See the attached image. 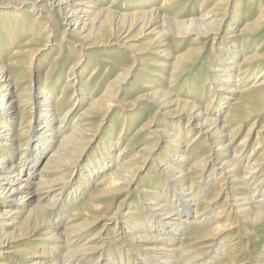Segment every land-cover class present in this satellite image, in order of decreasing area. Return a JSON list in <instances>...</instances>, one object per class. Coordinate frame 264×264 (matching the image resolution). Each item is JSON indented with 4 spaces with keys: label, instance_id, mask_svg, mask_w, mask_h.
I'll return each instance as SVG.
<instances>
[{
    "label": "bare ground",
    "instance_id": "obj_1",
    "mask_svg": "<svg viewBox=\"0 0 264 264\" xmlns=\"http://www.w3.org/2000/svg\"><path fill=\"white\" fill-rule=\"evenodd\" d=\"M15 1L30 5L27 12L31 13L33 10L37 13L29 28L24 26L23 21H18L19 19L8 22L5 24L6 27L0 25V32L3 30L4 35L9 37V40H0V53L7 47H14L10 49L12 51L16 48L13 39L18 32H14L15 30H20L18 34L21 36L27 33L31 34V37L41 36L45 46L57 30L56 26H64L61 35L64 39L67 31L64 28L70 27L74 22L75 28L70 35L73 37L76 34L77 38L74 39L77 41H88L85 45L83 42L82 48L93 49L114 44L124 33L126 38L131 30L140 33L152 27L148 34L156 39L165 40L168 35L183 36L185 39L194 36L196 41L211 37L212 45L217 47L218 53L215 57L217 66L213 69L215 72L213 74L221 75V81L215 86L212 81L210 82L211 89H208L207 93L210 100L204 109L198 107L194 101L189 102L188 99L181 101L175 97L170 101V106H174V109L168 114L188 115L184 128H180L179 122L168 119L159 121L160 125L147 135V138H152L153 141L146 143L136 154L122 161L120 156L125 150L124 147L118 149L115 157L112 156L111 151L130 129L129 125L135 113L121 110V113H118L119 132L116 140L114 139L115 143H111L110 137L103 138V144L98 143L99 152H94V158L91 157L84 169L78 171V179L73 185L71 184L69 190L73 196L70 199H75L76 194L86 188L91 178L101 172L104 173L100 176V180L92 183L88 200L75 209L74 214L72 213L73 215L71 214L72 216L63 224L64 213L61 211L62 207L59 208L61 204L59 195L64 194L69 186L73 174L71 163L73 156L85 141L94 121L99 117L112 116L114 108L120 104L122 100L120 92L122 93V86L128 77L129 69L123 70L114 80L108 81L100 96L88 99L87 108L77 114L70 132L59 136L56 147L48 157L46 156L48 159L35 175L33 172L35 165L47 148H51L52 142L59 133L58 130L72 113L75 103L81 102L82 97L86 95L88 81L95 79L97 67L95 65L87 80L82 81V75L86 72L89 63L84 64L82 60L86 54L77 55L78 58L67 70V80L61 88L64 91L72 90L70 98L73 97V100L68 109L57 117L56 103H53L54 105L52 102L49 103V97L46 96L51 95L53 91L45 93L44 90L46 75L55 71L53 66L44 71L43 80L40 79L38 72L36 80L31 76L25 81V73L20 70L21 66L8 70L5 63L0 60V259L2 258L0 264H16L15 260L18 259L23 260L21 264H171L180 249V246L176 245V235L196 226L200 230L189 235L191 240L184 251L188 258L178 260V264H194L196 261L197 264H209L214 259L219 262L223 258L225 259L223 264H248L246 261H239V256L230 254V251L236 253L235 249L242 246L244 240L254 237L255 241H247L242 249V252H247L246 259L252 258L251 247L259 244L261 238L264 239V197L257 198L264 191V168L259 160L252 162L251 154L246 158L238 156L255 124L253 119L251 127L244 135V140L242 139V146L233 151L231 157L222 161L218 158L231 149L234 136L244 122L251 118L259 119L264 114V68L251 77L253 81L250 86L243 85L246 78H250L253 72L264 65L263 49L244 52L248 50V43L264 32V0H257L259 3L262 2L263 6L256 10L257 14L253 20L243 19L245 16H240L241 11L236 7L220 6L222 4L220 2L210 11L193 20L196 25L191 23L186 30L181 27L186 22L180 21L178 13L172 11L173 8H177V2L180 0H160L156 8L149 7L146 8L147 10L129 13H119L114 7L116 0H112L106 9L94 2L98 0H52L51 3L49 0ZM139 1L144 4L149 3L147 0ZM252 2L253 0H248L249 5ZM49 9L58 14V21ZM80 14H85L87 21L79 23V19L83 18ZM78 24H80L79 28ZM226 24L231 34L227 36L225 33L222 39L221 37L215 39L218 32L227 26ZM107 27L109 32L104 38V29ZM34 31L38 33L34 34ZM99 36L101 39L97 40ZM32 39L34 38H30ZM30 40L28 43L31 44ZM77 41L71 42L74 47L78 46ZM166 49L161 51V56L170 58ZM202 50L203 48L199 49V54L194 56H190L187 52L177 55L171 64L168 61L153 62L152 65L155 64L157 70L151 71L149 76L156 78L160 76L158 72L164 73L167 70L168 76L162 79L171 86L187 67L190 68L195 64ZM74 51L69 52L74 54ZM18 54L17 51L11 52V55L18 56ZM239 56L241 59L238 72L234 76L233 68ZM32 59L33 56L26 66L29 74L32 69ZM100 61L108 63L106 59L101 58ZM105 71L109 72L107 68ZM154 83L159 82L155 79ZM222 83L225 85L222 86ZM34 85L37 86L35 90ZM228 86L231 88L227 89ZM19 87L22 89L18 90ZM147 88L146 93L134 99V104L139 101L135 106H138L142 100L153 102L159 108L170 103L165 101L169 96L168 91L161 90L155 85H149ZM220 91L239 95L232 101V106L225 113L221 123L217 118L220 114V106L222 107ZM185 92L186 97L191 95L192 84ZM26 93L27 98L24 97ZM31 99L36 100L37 118L33 126L31 144L24 148L28 140L23 144L19 143L18 140L24 130L16 129L18 128L16 126H20L24 120L23 116L26 114L24 110ZM59 100L60 97L57 98V101ZM213 100L215 106L211 105ZM56 117L58 119H55V123L59 125L54 129L52 124ZM201 119L203 121L193 125L194 121ZM150 125L151 120L138 128L131 139L145 131L148 132ZM168 125L171 127L170 130L166 128ZM13 126L16 128L13 129ZM196 128L204 131H193ZM261 128L254 137L252 152L255 149L264 152V138L259 136L262 133ZM228 129L229 134L226 132ZM18 131L21 133L15 134ZM213 137L216 141H212ZM198 139H203V143L199 148L191 151ZM217 140H225L226 143H218ZM13 141L19 144H11L10 142ZM157 145H163L162 153L166 157L164 164H162L163 160L159 159L158 150L155 151L159 148ZM23 150L25 152L18 156L17 164L13 162L5 166L15 153ZM172 152L181 154L175 156ZM155 153L157 158H153ZM24 156H26V166L22 165ZM261 157H264V153ZM212 159L219 161V166H214V163L209 165ZM152 161H155V166ZM113 163L114 167L110 168ZM144 172L149 176V180L148 185H136L139 188L137 190L140 196L139 202L136 201L131 209L127 208V212L122 213L118 209L124 201V196L112 213H104L105 205L100 203V200L103 197L127 194ZM216 173H218L216 178L211 182L215 192L205 194L207 183ZM257 177L259 180L256 182ZM162 181L163 183H160ZM198 195L201 198H195ZM220 198H222L221 207L215 212L214 208ZM180 207H183L182 211ZM192 210L193 214L190 215ZM214 212L217 213L216 216L209 219ZM96 226L101 228L95 231ZM110 227H113V232L111 241H107L105 236L110 237ZM233 230H236L237 238L230 237ZM261 244V251L255 255V264H264V240Z\"/></svg>",
    "mask_w": 264,
    "mask_h": 264
},
{
    "label": "rangeland",
    "instance_id": "obj_2",
    "mask_svg": "<svg viewBox=\"0 0 264 264\" xmlns=\"http://www.w3.org/2000/svg\"><path fill=\"white\" fill-rule=\"evenodd\" d=\"M51 1L52 0H49L50 3ZM147 1L149 2L148 4H144L141 1L144 4L143 5L142 3H139L140 2L139 0H116L115 2L116 5L114 7L117 8L119 13H129V12H138L139 10H143V9L147 10L149 7L156 8L157 6H159V2H160V0H157L158 2L156 0H147ZM94 2L102 6L103 9H106L108 6H110L112 0H98ZM220 2L222 3L220 4V6L228 7L229 5H231V6L236 7V9L241 11L240 16L243 15L245 16V18L243 19H248V20H253L257 14L256 10L263 6V3L262 2L259 3L257 0H253V2L250 5L248 4V0H180L179 2H177V8L176 9L173 8L172 11L178 13V18L180 19V21L186 22L183 25H181V27L184 28V30H186L187 28L190 27L191 23L193 25H196L195 21L193 20L199 18L200 15L210 11L213 6L219 5ZM54 3L56 2L54 1ZM30 7L31 6L28 4H25V3L22 4L15 0H0V25L3 24L6 27L5 24H8V22H14L13 21L14 19H19L18 21L24 22L23 23L24 26H26L27 28L31 27L32 19H34V15L35 13H37V11L32 10L31 13L27 12L29 11ZM46 8L48 9L47 5H46ZM49 11L51 12L53 16H55L56 20L58 21V17H57L58 14L55 11H51V9H49ZM80 15H82L83 18L79 19L80 20L79 23L81 22L83 23L87 21L86 17H84L85 14L84 15L80 14ZM169 16L172 17L171 14H169ZM24 18L25 20H22ZM74 24L75 23L73 22L70 25V27L64 28L65 30H67L65 34L66 36L64 39H62L61 37L64 26L59 27L58 25L56 26V28L54 27L57 30H55L54 35H52L51 38H49V41L47 42V45L45 46H43L44 40L40 38L41 36L37 38L35 35H33L31 37V34L29 33L25 34L24 36H21L20 34H18L20 30L19 31L15 30L14 32H18V33L16 37H14L13 39L15 43L14 45L16 46L14 51L19 52L18 56L11 55V52H14V51L10 49H13L14 47L4 48V51L0 53V60H2L5 63L8 70L14 69L15 67H20V66L23 67V68L20 67V70H22L23 73H25V77H26L25 81H28V79L31 78V76H32V79L36 80V77H37L36 75L38 72H40V79L43 80V78L45 77L44 71L48 70V68L51 65L53 66L55 71L51 72V74L49 75L48 74L46 75V79L44 80V83H45L44 90L46 91L45 93H48L49 91L51 92L53 91L52 92L53 94L52 93L51 95L47 94L46 96L49 97V100H50L49 103L52 102V105H54L53 103H56V108L58 110L57 117L59 116V114L61 115L64 110L68 109V107L71 105V102L73 100V97L70 98L72 94V90L64 91L61 88L64 85L65 81L67 80V76H68L67 70L73 64L75 59L78 58L77 55H79V53L83 55L86 54V57H83L82 60H84V64L89 63L87 66L86 72L82 75V79H81L82 81L87 80V77L90 75L91 70L93 67H95V65L97 67L96 73L94 75L95 79L91 82L90 80L88 81V86H87L88 88H87V91L85 92L86 95L82 97L81 102L75 103L74 108L72 109V113L62 123L61 128L58 130L59 133L56 139L52 142L51 148H47V151L44 152V154L38 160V163L35 165V168L33 169V172H35V175L45 164V161L48 159L47 158L48 154L56 147L57 139L59 138V136L69 133L72 126H74L72 122L75 120L77 114L81 110H84L87 108L89 104L88 99L91 97L100 96L103 92L104 86L108 83V81L110 82V80H114L117 74L122 73L123 70L127 71L129 69L128 77L122 86V93L120 92V97L122 99L120 104L114 108L112 116L99 117L98 119L94 121L93 125L90 127V131H88L89 133L85 137V141L82 143L80 148L76 151L75 156H73V160L71 162L73 165L72 166L73 174L70 178L69 186L66 189V191H64V194L62 193L61 195H59V201L61 202L59 208L62 207L61 211L64 213L63 222H62L63 224L66 223L69 217H71L74 214L73 211L75 209L79 208L83 203H85L88 200L87 196L89 194V190L92 189V186H91L92 183L96 180H100V176L104 173V172H101L98 175H96L94 178H91L89 181L90 185L88 183L86 188L82 189L81 193H77L75 196V199L73 200L70 199L73 196V194H70L71 191L69 190L71 187V184L73 185V182L78 179L77 178L78 171L81 168L84 169L86 163L90 161L91 157L94 158V152L95 153L99 152L98 143L103 144V138L105 137H110L109 139L111 140V143H115L116 137L119 132V119L120 118L118 117H119V114L121 113V110L123 111L124 109V110H128L129 112L132 111L133 113H135V116L133 120H131V123L129 125L130 129L126 131L127 133L124 135V137H122L120 142H118L117 146L112 148L111 152H112V156L114 157L116 156L118 149H120L121 147L125 148L124 152H122V155L120 156V161L125 160L128 156L132 154H136L138 150L141 147H143L146 143H151L153 141L152 138L151 139L147 138L148 137L147 135H149L150 131L154 130V128L160 125V123L158 124L159 121L168 119L169 121L179 122L180 128H184V125L188 119V115L186 113L168 114L170 110L174 109V106H170L171 105L170 101L174 100L175 97H178V99L181 101H184L185 99H188L189 102L194 101L198 105V107L204 109L208 105L209 100H210L207 94L209 92L208 89H211L209 87V85L211 84L210 82L212 81V84L215 86L216 83L221 81V75L213 74L215 73L213 72V69L217 66L216 64L217 62H215L216 60L215 57L218 55V53L216 50L217 47L215 45L214 46L212 45V40H210L211 37L201 38L198 41H196L194 36H192L191 38L185 39L183 36L173 37L172 35H168L165 40H163V38L156 39V37L148 34L149 31L152 29L151 27V28H147L146 30H142L140 33L137 30H131L128 33L126 38H125V33H124L123 35H121L119 41L114 44H108V45L96 47L93 49L92 48L87 49V48H82V47L88 41H85V42L83 40L77 41V39H74V38H77L76 34H74L73 37L71 36L72 29L75 28ZM79 25L80 24H78V28L80 27ZM229 29L230 28L228 25L224 26L218 32L215 39L217 38L219 39L220 37L222 39V37L225 36V33L227 36L230 35L231 30ZM108 32H109V28L107 27L106 29H104V38H106ZM37 33H38L37 31L36 32L34 31V34H37ZM8 38L9 37L7 35H4V32L2 30V32H0V40H9ZM30 38H34V39L30 40ZM100 39L101 37L99 36L97 40H100ZM29 40L32 41L31 44L28 43ZM76 41H77L78 46L74 47L72 43ZM113 41L114 40H112L111 42L113 43ZM83 42H84V45H83ZM248 46L249 47L247 48L249 51L248 50L244 51L245 53L254 51L257 48L263 49L264 51V32L256 39L250 41L248 43ZM202 48L203 50L200 53V56L198 57V60H196L195 64H193L190 68L187 67L180 74V76H178V78L171 84V86L167 84L165 80L162 79V77L168 76L169 71L167 70L164 71L165 74L163 73V71L158 72L159 71L158 70L157 72L160 75L159 77L152 78L149 76L151 71L157 70V67L154 66L155 64L152 65L153 62L168 61V63L171 64L173 61V58H175L177 55L187 52L190 56H194L195 54L198 53V50ZM163 49H166V53H168V57L170 56V58H163L161 56L162 55L161 51ZM72 50L73 51L75 50L74 54H71L69 52V51L72 52ZM32 56H33L32 69L30 70L31 72L29 74L28 72L29 70L26 68V66H27V62L30 60ZM101 58L106 59L108 63L101 62L100 61ZM240 59H241V56H239L236 59V63L233 68L234 76L238 72L237 69L240 63ZM52 62L54 63L52 64ZM38 65L39 67H36ZM105 68H107L109 72L105 71ZM263 68H264V65H261L256 70L255 73L254 72L252 73L250 78H246L247 80L245 79L246 82L243 85H245L246 87L250 86L251 82L253 81V78L251 77H254L255 74H258L260 70ZM155 79H157L159 83L155 84L154 83ZM191 84H192L191 95H188V97H186L185 91L190 87ZM149 85H155L161 90L168 91L169 96L167 97L165 101L170 102V103L165 104L163 108H159L153 102L142 100L138 106H135V104L138 103L139 101L134 104L133 103L134 99H136V97H138L139 95L146 93L148 90L147 86ZM224 85L225 83H222V86ZM21 87H19L18 90H21L22 89ZM36 87L37 86L34 85V90L36 89ZM226 88L229 89L231 88V86H228ZM220 93L222 96V101H221L222 107L220 106V109H221L220 114L217 117L219 123L223 121L225 117V113L232 106V103H233L232 101L239 97L238 94H232L231 92L229 93L227 91H224V92L220 91ZM192 94H194V96ZM24 95L23 96L27 98V93ZM58 97H60L59 101H57ZM4 103L6 104V101H4ZM211 105L215 106V100H213ZM36 108H37L36 100L31 99L30 101H28V104L24 110V113H26L23 116L24 123L22 121L20 126H16L18 128L14 126L12 127L13 129L20 128L24 130L20 140H18L20 144H23L25 140H28V144L24 148H27L28 145L31 144L32 132H34L33 126L37 118ZM57 117L54 118L53 120L52 126L54 129H56V127H58L59 125V123L58 124L55 123L56 122L55 119H58ZM252 119L255 121V124L251 129L249 138L247 142L245 143V146L243 147V149L241 150L238 156L239 158H246L249 156V154H251L250 159L252 160V162L259 160V162L262 163L263 168H264V162H263L264 157H261L264 152L261 149H255L252 152V148L254 147L253 146L254 137L257 131L261 127H262L261 128L262 133L260 132L261 134L259 136L260 138H264V114L259 119L251 118L249 121L244 122L239 127L238 131L236 132L234 136V141L231 146V149L227 151L226 153H224V155L219 156L218 158L219 161H222V160H225L226 158L231 157V154L233 153V151L239 149L242 146L241 142H243L244 140V137H245L244 135H246L247 129L251 127V124L253 123ZM149 120H151V125L148 128V132L145 131L141 133V135H139L138 137H134V139H131L132 136L135 134V131ZM201 121H203V119H201L200 121H194L193 125ZM166 128L170 130L171 127L168 125ZM199 130L201 132L204 131V129H200V128H196L193 131L197 132ZM226 132L227 133L230 132L229 129ZM19 133L21 132L18 131L15 134H19ZM212 141H216L215 137L212 138ZM217 142L226 143L225 140L224 141L217 140ZM10 143L16 144V145L19 144L16 141H13ZM202 143H203V139L196 140L195 145L190 150L194 151L195 149L199 148V146ZM183 145L184 144H182V148H183ZM162 146L163 145H157V147L159 148H157L155 151L157 152L158 150L159 159H162L163 160L162 164H164L166 162V157H164V154L162 153L163 151ZM14 147H17V146H14ZM25 150L19 153H15L13 157L14 160L13 158L11 160H8L5 166L6 167L9 166L13 164V162L14 164L15 163L17 164L18 156L24 153ZM179 154L181 153L175 154V152H172V155H175V156H178ZM6 158L9 159L8 156ZM153 158H157V153L154 154ZM211 161L212 162H209V165L214 163V166H216L219 164V161H216L215 159H212ZM25 164H26V156H24V159L22 162V165H25ZM152 164L155 166V161L154 162L152 161ZM112 167H114V163L110 166V168ZM159 174L161 177V171H159ZM217 174L218 173H216L213 177L210 178L212 180L207 183L208 186H206L205 188V191H204L205 194L206 193L210 194L212 193V191L215 192V189H213L211 186V182L213 181L214 178H216ZM155 175H157V172ZM148 177L149 176L147 175L146 172L142 173V175L139 176L140 180L135 181V184L131 186L127 194L124 193L123 195L111 196L108 198L103 197L100 200L101 201L100 203L105 205L104 213H112V211H114L115 208L117 207L119 200H121L124 196H125L124 201L122 202L121 207L118 210L123 213V212H127L128 209H131L133 205L136 203V201L139 202L138 197L140 196H139V193L137 192V190L139 189L137 186H145L146 184L148 185V180H149ZM257 178L255 179L256 182L259 180V177ZM143 181H145L146 183L145 182L143 183ZM160 183H163V181ZM260 195L261 196L257 197L258 199L260 197H264V191ZM116 197L118 199H116ZM195 198L199 199L201 197H199L198 195ZM113 202L114 204L111 205V203ZM221 203H222V198H220L218 205L214 208L215 212H217L220 209ZM182 208L180 207L179 209L182 211ZM215 212L214 214L210 215L209 219L216 216L217 213ZM191 214H193V210L192 212L190 211V215ZM100 228L101 226H96L95 231H97ZM259 228H262V227L259 226ZM199 230L200 228L196 226L193 229L184 230V232H182L181 234H179L178 232V234L176 235V245H179L180 249L178 250V253L176 255L177 257L172 259L171 264H178L177 262L178 260L182 261L188 258V256H185L184 251L189 246V240H191L189 238V235ZM261 231L263 230L261 229ZM112 232H113V227H110V237L105 236V240L111 241ZM235 232L236 230H233V233H231L232 236L230 235V237L237 238L238 234H236ZM249 240L255 241L254 237H251L250 239L247 238L246 241L244 240L242 242L241 244L242 246H239V248L235 249L236 253H234V251L232 252L230 251V254H235V256H239V259H238L239 261L243 260V261L248 262V264H251V263L255 264L254 263L255 255H257V253L261 251L260 250L262 248L261 243L263 242L264 239L261 238V240H259V244H257L255 247L253 246L251 247L250 252L252 254V258H249L250 260L246 259L247 252H242L243 251L242 249H244L245 247V243ZM197 245L198 244H196V246ZM106 250L110 251V249H106ZM193 253L196 254V252H193ZM248 254H249V251H248ZM94 257L96 258V256ZM0 260H2V258ZM215 260L216 259H214V261L209 264H223L225 261L224 258L223 260H220L219 262ZM15 261H16V264H21L23 262V260H19V259ZM131 262H135V260H131ZM194 264H197V261Z\"/></svg>",
    "mask_w": 264,
    "mask_h": 264
}]
</instances>
